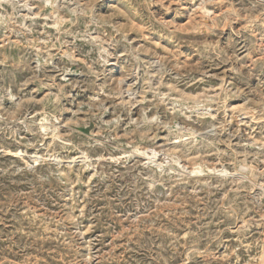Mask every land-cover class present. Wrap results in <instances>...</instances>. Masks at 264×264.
<instances>
[{
  "label": "rangeland",
  "instance_id": "374dc122",
  "mask_svg": "<svg viewBox=\"0 0 264 264\" xmlns=\"http://www.w3.org/2000/svg\"><path fill=\"white\" fill-rule=\"evenodd\" d=\"M0 264H264V0H0Z\"/></svg>",
  "mask_w": 264,
  "mask_h": 264
},
{
  "label": "bare ground",
  "instance_id": "6f19581e",
  "mask_svg": "<svg viewBox=\"0 0 264 264\" xmlns=\"http://www.w3.org/2000/svg\"><path fill=\"white\" fill-rule=\"evenodd\" d=\"M206 12V11H205ZM203 14V13H202Z\"/></svg>",
  "mask_w": 264,
  "mask_h": 264
}]
</instances>
